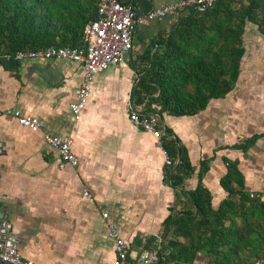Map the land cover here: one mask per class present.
<instances>
[{
  "label": "crops",
  "instance_id": "obj_1",
  "mask_svg": "<svg viewBox=\"0 0 264 264\" xmlns=\"http://www.w3.org/2000/svg\"><path fill=\"white\" fill-rule=\"evenodd\" d=\"M122 1L143 14L173 0ZM176 17L136 25L134 50L125 61L94 74L79 121L71 107L85 75L81 62L0 59V204L14 226L23 258L35 264H114L108 223L128 242L131 261L137 260L141 247L165 240L166 220L183 200L167 177L164 147L130 120L127 106L138 105L134 92L147 48ZM252 78H243L241 72L230 93L212 99L197 114L163 118L162 128L169 127L180 139L196 168L185 180L186 190L198 186L201 164L209 160L202 184L212 193L216 209L229 196L222 179L231 161L238 162L245 190L264 202V137L247 152L234 147L264 132V88L256 89ZM16 111L37 118L41 127L24 126ZM46 135L71 137L78 165L62 167ZM167 234L175 237L172 231Z\"/></svg>",
  "mask_w": 264,
  "mask_h": 264
},
{
  "label": "trees",
  "instance_id": "obj_2",
  "mask_svg": "<svg viewBox=\"0 0 264 264\" xmlns=\"http://www.w3.org/2000/svg\"><path fill=\"white\" fill-rule=\"evenodd\" d=\"M100 1L0 0V59L25 49L83 47L84 27L97 19ZM248 24L264 36V0H218L205 11L181 10L147 48L138 69L134 96L143 113H157L163 127L165 115L197 114L230 93L242 72ZM173 134L166 127L162 146L171 159L167 177L183 204L166 220L160 264H194L202 252L212 264H250L264 257V202L245 190L238 162L229 163L222 179L229 196L216 209L202 184L209 160L201 164L198 186L186 190L185 180L196 168ZM261 137L264 132L234 147L247 152ZM171 231L174 238H168Z\"/></svg>",
  "mask_w": 264,
  "mask_h": 264
},
{
  "label": "built area",
  "instance_id": "obj_3",
  "mask_svg": "<svg viewBox=\"0 0 264 264\" xmlns=\"http://www.w3.org/2000/svg\"><path fill=\"white\" fill-rule=\"evenodd\" d=\"M218 0H173L160 6L153 7L143 14H138L131 4L122 0H101L98 4V17L86 24L82 34L83 47L50 46L40 49H25L6 54L3 58L23 60L26 58H70L83 64L85 75L78 91L77 100L72 104L75 121H79L86 109L91 93L94 74L107 69L115 63L125 61L127 55L134 50V30L137 24L144 20H161L166 16H175L183 9L194 7L198 11L212 8ZM127 112L130 120L146 132L151 133L162 146L164 129L160 126V116L157 113L144 114L139 105L128 103ZM0 111V115H1ZM19 121L30 129H38L42 123L33 117H26L15 112ZM47 142L55 148L61 158V166L70 164L77 166L78 156L73 150V139L68 136L46 135ZM164 152L167 154L166 150ZM171 159L167 157V164ZM88 195V193H86ZM108 218V212L103 214ZM110 236L114 240V264H160V248L162 242L154 247L140 248L136 261L129 258V245L119 229L108 223ZM0 256L15 264H35L31 259L22 257L18 248L8 247L0 251ZM194 264H198L197 260ZM250 264H264V257L258 258Z\"/></svg>",
  "mask_w": 264,
  "mask_h": 264
},
{
  "label": "rangeland",
  "instance_id": "obj_4",
  "mask_svg": "<svg viewBox=\"0 0 264 264\" xmlns=\"http://www.w3.org/2000/svg\"><path fill=\"white\" fill-rule=\"evenodd\" d=\"M246 53L242 63L243 78H252L256 89L264 88V36L255 25L248 24L244 34ZM264 91V89H263ZM264 98V92L262 93ZM259 97H262L261 94ZM199 259L207 260V255L202 252Z\"/></svg>",
  "mask_w": 264,
  "mask_h": 264
},
{
  "label": "water",
  "instance_id": "obj_5",
  "mask_svg": "<svg viewBox=\"0 0 264 264\" xmlns=\"http://www.w3.org/2000/svg\"><path fill=\"white\" fill-rule=\"evenodd\" d=\"M164 134H166V128H164ZM18 244H19V238L14 232V226L11 223L8 213L4 210V206L0 204V251H3L8 247L17 248ZM0 264H15V263L7 259L5 260L3 259V257L0 256Z\"/></svg>",
  "mask_w": 264,
  "mask_h": 264
}]
</instances>
